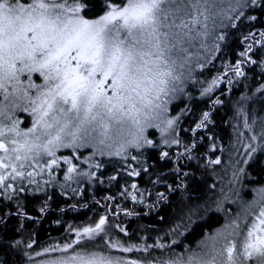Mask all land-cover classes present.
<instances>
[{
	"label": "snow or ice",
	"instance_id": "snow-or-ice-1",
	"mask_svg": "<svg viewBox=\"0 0 264 264\" xmlns=\"http://www.w3.org/2000/svg\"><path fill=\"white\" fill-rule=\"evenodd\" d=\"M196 85L207 110L184 127L194 109L173 115L175 102L193 101ZM219 106L233 113L229 183H257L248 169L264 176V0H0V264H264V186L231 201L234 213L227 193L203 195L223 163L209 135ZM177 192L181 214L167 229L130 232L120 219ZM81 209L92 215L62 220ZM57 211L67 227L38 243L29 224ZM221 211V228L182 243Z\"/></svg>",
	"mask_w": 264,
	"mask_h": 264
},
{
	"label": "trees",
	"instance_id": "trees-1",
	"mask_svg": "<svg viewBox=\"0 0 264 264\" xmlns=\"http://www.w3.org/2000/svg\"><path fill=\"white\" fill-rule=\"evenodd\" d=\"M216 67L219 68L221 61L217 60L215 62ZM209 78L212 75L216 74V70L214 69L211 73H206ZM204 76L199 77V79H204ZM225 88V91H227L226 86H221ZM199 85L196 86H189V91L191 92V95L194 97V100L189 102L187 98L184 99V102H181L180 100H177L175 103L178 105V107L175 109V111L172 113L173 115L176 114L180 110V108H184L186 106H189L194 109V114H190L189 117L187 118L188 122L184 124V127H188L189 123L191 122L192 119L195 118L196 115L199 114V109L200 108H205L204 106V101L202 98H200L199 95ZM241 92L239 90L235 91V94H229L228 95V100H231L232 103L234 104L235 101L240 97ZM215 97H220L222 100L225 99L224 96L220 95L219 89L216 91L214 94L213 98ZM227 103V100H226ZM205 110H207L205 108ZM233 115V113L226 107L219 106L218 107V112L215 114L216 118V125L214 127V130L212 133H209V135H215V139L217 140L218 144L224 148V154L221 156L222 159V165L217 166L214 170L210 169L209 170V175L205 177L207 180V183L209 185L215 184V179H213L214 174L216 173V170L222 167H225L227 170V175L229 171L231 172V169L227 167L228 165V158L231 152L229 141L233 139V131H232V126L229 122V118ZM154 131V130H150ZM158 134V133H157ZM220 152L217 151L216 153L210 154V158L215 159L216 156H220ZM214 171V174H213ZM249 172H251L253 177H256L257 182L260 181V178L262 177L259 174V170L256 169H248ZM196 179L199 181L200 180V174L197 173ZM215 181V182H214ZM248 184H257L253 183L250 180H245ZM262 182V181H261ZM232 188V187H231ZM215 190V189H214ZM214 190H209L206 193H203V195L206 196V194H210L214 192ZM159 191H164L163 187L159 188ZM111 193H101V195H109ZM195 195V194H194ZM100 197L97 196V199ZM180 200V193L177 192L175 193L172 197H170L169 202H160L153 208L152 210H149L146 205L149 203H152V199L149 198L146 200L145 205H140L135 207L136 212H143L147 213L146 215H142L141 217H128L124 218L123 214H121L120 219L125 220V224L128 227V230L131 232L134 229H137L138 226L140 227H154L157 229H167L170 225L174 224L179 215L181 214L180 208L177 207V202ZM230 204L229 201H224L223 202V209L228 210ZM55 207V205L53 206ZM60 207H67L66 204L61 203ZM125 207L129 210L133 208V204L129 201L126 203ZM87 212V209H81L80 212H72L69 211L67 215L62 217L63 221H67L68 223H79L83 220L87 219V216H91L92 214L90 212L87 213L86 215H83L81 213ZM32 215H35V213H30ZM59 215L58 211L56 213H52L49 216L45 217L42 221H40L36 225H31L29 224L30 228L35 229V237L37 239L38 243H43L47 242L51 237H58L60 236L65 228L67 227L66 224L63 225H58L54 223L56 221L57 216ZM160 217H163L164 219L161 220ZM225 223V212H215L209 214L206 218L198 220L197 224L193 226V229L185 234L184 237H181V241L184 245L191 246L193 248L196 247L197 243L204 238V233L211 234L215 230L221 228V226ZM148 234V233H145ZM160 235L163 234L161 231L159 233ZM150 235H156V233H150ZM135 239V237L133 238ZM178 251L181 249H177Z\"/></svg>",
	"mask_w": 264,
	"mask_h": 264
},
{
	"label": "rangeland",
	"instance_id": "rangeland-1",
	"mask_svg": "<svg viewBox=\"0 0 264 264\" xmlns=\"http://www.w3.org/2000/svg\"><path fill=\"white\" fill-rule=\"evenodd\" d=\"M33 79L36 81V83L42 82L41 80L37 79V77H35V76L33 77ZM26 117H27L26 113L20 115V119L24 120L25 124L28 123V120L26 119ZM213 179H215V181H216V182L214 181L215 185H216L215 190H214V192H212L210 194H206V197L219 200L222 198L224 193H227L229 199L225 200V201L230 200L228 210H230L231 212H233L232 209H235V211L238 210L237 204H233V203H231V201H233V200L250 201L254 198V196L259 194V193L254 191L255 189H258V187L255 184H249L247 186L244 185L243 187H241L240 185H235V186H233V190H231L232 184L229 183V181L231 180V172L229 171V173L227 175V170L225 167L217 169L216 173L214 174ZM221 189H223V192L221 191ZM247 189H250L251 193H255V195L247 196L245 194V191Z\"/></svg>",
	"mask_w": 264,
	"mask_h": 264
},
{
	"label": "flooded vegetation",
	"instance_id": "flooded-vegetation-1",
	"mask_svg": "<svg viewBox=\"0 0 264 264\" xmlns=\"http://www.w3.org/2000/svg\"><path fill=\"white\" fill-rule=\"evenodd\" d=\"M256 178V177H255ZM257 179V178H256ZM262 181V182H261ZM244 185H249L246 181H244L243 182V186ZM256 186L259 188V187H261V186H264V176H262L261 178H260V181H258L257 182V184H256ZM231 190H233V185H232V188H231ZM245 194L247 195V196H253V195H255V193H251V191H250V189H247L246 191H245ZM232 211L234 212L235 211V209H232Z\"/></svg>",
	"mask_w": 264,
	"mask_h": 264
}]
</instances>
